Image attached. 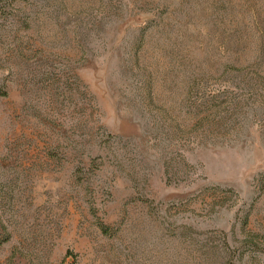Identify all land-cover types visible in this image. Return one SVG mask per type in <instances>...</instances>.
<instances>
[{"label": "rangeland", "instance_id": "374dc122", "mask_svg": "<svg viewBox=\"0 0 264 264\" xmlns=\"http://www.w3.org/2000/svg\"><path fill=\"white\" fill-rule=\"evenodd\" d=\"M6 15L0 264H264V0Z\"/></svg>", "mask_w": 264, "mask_h": 264}, {"label": "trees", "instance_id": "16d2710c", "mask_svg": "<svg viewBox=\"0 0 264 264\" xmlns=\"http://www.w3.org/2000/svg\"><path fill=\"white\" fill-rule=\"evenodd\" d=\"M16 0H0V18L5 19L6 10L9 8L11 3L15 2ZM3 93V92H1Z\"/></svg>", "mask_w": 264, "mask_h": 264}]
</instances>
